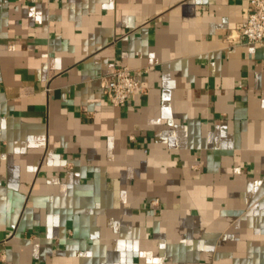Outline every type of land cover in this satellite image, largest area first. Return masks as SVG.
<instances>
[{
    "label": "crops",
    "instance_id": "1",
    "mask_svg": "<svg viewBox=\"0 0 264 264\" xmlns=\"http://www.w3.org/2000/svg\"><path fill=\"white\" fill-rule=\"evenodd\" d=\"M247 8L0 0V264H264V41L228 38ZM115 66L139 82L118 106Z\"/></svg>",
    "mask_w": 264,
    "mask_h": 264
},
{
    "label": "built area",
    "instance_id": "2",
    "mask_svg": "<svg viewBox=\"0 0 264 264\" xmlns=\"http://www.w3.org/2000/svg\"><path fill=\"white\" fill-rule=\"evenodd\" d=\"M29 1L34 0H20ZM238 39L229 35L233 42L255 43L264 41V0H248L245 19L237 26ZM100 84L109 103L118 106L126 103L139 90V82L135 71L127 66H115L107 74L101 76ZM152 200L151 205H156Z\"/></svg>",
    "mask_w": 264,
    "mask_h": 264
}]
</instances>
